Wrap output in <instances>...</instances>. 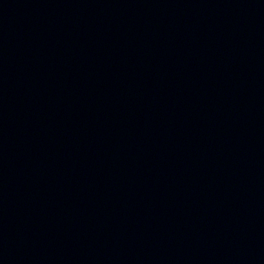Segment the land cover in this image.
Listing matches in <instances>:
<instances>
[{
  "label": "water",
  "instance_id": "95a60500",
  "mask_svg": "<svg viewBox=\"0 0 264 264\" xmlns=\"http://www.w3.org/2000/svg\"><path fill=\"white\" fill-rule=\"evenodd\" d=\"M0 264H264V0H0Z\"/></svg>",
  "mask_w": 264,
  "mask_h": 264
}]
</instances>
